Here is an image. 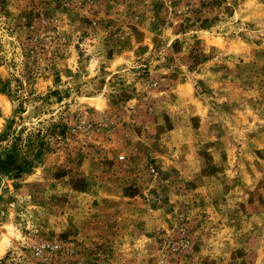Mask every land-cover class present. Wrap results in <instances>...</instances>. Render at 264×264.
<instances>
[{"label":"rangeland","instance_id":"1","mask_svg":"<svg viewBox=\"0 0 264 264\" xmlns=\"http://www.w3.org/2000/svg\"><path fill=\"white\" fill-rule=\"evenodd\" d=\"M0 264H264V0H0Z\"/></svg>","mask_w":264,"mask_h":264},{"label":"trees","instance_id":"2","mask_svg":"<svg viewBox=\"0 0 264 264\" xmlns=\"http://www.w3.org/2000/svg\"><path fill=\"white\" fill-rule=\"evenodd\" d=\"M6 159H7V157L4 156L1 160L5 161ZM1 164H3V163H1Z\"/></svg>","mask_w":264,"mask_h":264}]
</instances>
